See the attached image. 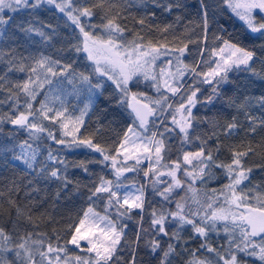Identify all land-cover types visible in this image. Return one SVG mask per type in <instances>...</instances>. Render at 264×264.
<instances>
[{
    "label": "trees",
    "instance_id": "16d2710c",
    "mask_svg": "<svg viewBox=\"0 0 264 264\" xmlns=\"http://www.w3.org/2000/svg\"><path fill=\"white\" fill-rule=\"evenodd\" d=\"M200 2L201 0H72L73 6L78 8L102 5L92 8L95 14L84 22L94 26L86 29L94 35L106 37L102 26L107 23V19L115 16L116 22L125 29L124 42L133 40L139 34L145 43L149 41L154 44L163 43L170 48L182 47L184 43H188L184 62L190 65L199 62L203 70L214 66L211 62L217 60V56L211 55V48L219 44L218 41H213V33L232 39L233 42L239 41L241 46L255 49L257 56L260 55L259 49L261 45H264V37L247 29L245 23L227 8L223 0H204V3L210 6L209 31L208 42L201 43L202 32L201 27L198 26ZM176 3L183 4L184 7H174L171 12L164 10L165 5ZM5 12L7 15H12L14 20L9 22L4 29V34L0 35V77H4L0 80V228L12 237L11 246L13 247L20 242L21 237H28L29 234H31L30 243L31 240L44 239L45 244L51 242L55 247L56 236L59 235V243L64 245V242L70 238L72 227L78 223L89 206L105 214V197L93 198L91 201L88 197L101 176L115 180L114 170L111 167V161L100 163L102 156L99 153L87 148L58 145L48 138L46 132L38 133L40 138L35 140L27 129L9 122L8 117H14L18 111L24 110L26 99L20 93L19 105L15 106V101L9 99V88L15 92L16 89L13 86L28 79L31 74L30 67L34 66V59L23 60L24 72L16 70L15 65L21 63V57L39 58L41 54L58 59L62 64H71L75 74L54 77L51 85L45 84L44 88L39 90L33 106L39 108L41 102H46L54 111H64V116L60 118L63 121L70 115H81V112L87 109L83 125L77 134L78 137L93 138L95 142L109 149L117 146L127 128L132 125L133 113L128 107L131 104V93H137V97L143 93L153 99L159 98L160 95L158 96L153 90L150 80L142 78L135 83H130L129 96L120 102L121 94L114 83L93 71V62L86 59L85 53L74 50L73 46L82 40L79 29L53 6L43 5L38 9H26L17 14L7 9ZM140 19L145 21L144 25L138 23ZM257 19L259 20L260 16H257ZM30 23H34L37 27L51 24L56 31L52 34L50 41H45L35 33L29 35L21 31V26L27 28ZM166 25H172V27L167 32H162ZM220 26H223L226 31L219 33L217 29ZM43 30L51 34L50 29L44 27ZM201 49H204L203 57L199 55ZM10 60H13V64H9ZM164 64L165 62H160L159 65L163 67ZM254 67L257 73H264V66L259 61ZM80 73L90 76L91 91H89V83L81 81ZM77 76L79 80L76 79ZM190 80L191 77H188L186 84ZM97 83L101 87H94ZM211 88L212 85H202L201 92L198 94L200 103L193 109L196 120L193 121V130H190L191 142H182L178 132L170 133L165 141L167 148L165 161L175 160L185 151L198 150L200 140H196L195 137L204 139L211 136L213 132H216L218 139H209L208 146L218 163L228 164L231 162L233 150L245 151L251 147L254 151L244 158V165L252 171L248 174L249 179L245 180L237 191L239 194L242 189L243 194L252 197L255 203L257 195L264 196V130L258 126L259 120L264 118V106H261L259 102V97L264 96V79L254 76L251 71L244 70L241 66V68H233L228 73V80L218 86V95H215L212 102L208 103L207 97L211 94ZM233 101L235 104L232 103ZM168 102L175 108L178 106L179 96H169ZM242 103L246 104L247 113L257 119L256 133L246 131L250 122L246 118L245 111L238 107ZM167 110L172 111V109ZM233 117L240 128L230 135L225 134L223 127ZM166 122L170 128L173 127L170 116ZM43 123L57 138L62 137V130L59 129L58 124L47 120ZM152 131H163V128L156 122L152 126ZM25 141L32 148L39 149L33 169L28 168L23 159H16L22 155L21 146H24L23 155L29 154ZM217 145H219V151H217ZM49 151L63 160L66 168L54 160H49ZM81 164L87 167V172L83 170ZM43 167H46L48 171L57 167L61 168L70 183L65 188L62 180L45 179L40 173ZM139 168L141 170L133 172L127 177V181L148 188L144 229L149 228V213L153 208L158 211L161 209L175 211L177 201H186V210L188 207L195 209L197 205L193 203L194 195L203 205L206 198L212 196L215 191L216 199L213 208L205 210L212 211L217 206L227 207L222 193L226 192L224 186L230 181L223 168H213L211 175L206 176L204 181L197 180L193 184L196 193L190 191L185 185L182 189H176L167 202L153 193L151 185L147 183L148 178L143 176L142 169L146 167L140 165ZM17 207L20 209L19 216ZM132 215V220L125 221L129 225L125 237L128 241L134 239L136 232L134 225L139 220L136 211ZM224 225L225 222H218L216 230L210 231L206 240L208 246L222 255H226L231 236L238 237V230L235 234L226 233ZM174 230L175 222L170 220L169 231ZM180 235L181 246L177 248L180 255L173 259L172 264H188V261L194 258L190 254L192 252H195V257L199 259L217 264L218 257L215 253H209L200 248L205 238L192 232L191 226H185ZM183 241H187L186 246L183 245ZM37 247L33 246L32 251L37 264H40V257L36 253ZM67 249L69 258L85 254L73 245H67ZM129 254L130 250L120 253L123 257L120 264H126ZM5 259L12 264H25L26 261L23 254L21 258L7 255ZM136 261L137 264H158L157 259L144 246L143 240L137 249ZM248 264H260V262L253 257L248 258Z\"/></svg>",
    "mask_w": 264,
    "mask_h": 264
},
{
    "label": "snow or ice",
    "instance_id": "6c2138e0",
    "mask_svg": "<svg viewBox=\"0 0 264 264\" xmlns=\"http://www.w3.org/2000/svg\"><path fill=\"white\" fill-rule=\"evenodd\" d=\"M227 8L231 10L240 20H242L247 29L252 33H257L264 37V0H223ZM43 5H51L63 13L73 25H75L82 36V40L74 45L76 52L86 54V59L93 62V71L100 76H105L111 80L116 89L121 94L123 102L130 94L129 84L134 78L142 76L144 80H150L152 86L158 93L161 89L166 90L172 96H179L178 106L173 108V104L168 102L169 97L161 93L158 99L147 97L145 94L131 93L133 103L129 104L133 113L132 125H130L123 137L119 140L117 146L113 149L102 146L90 137H78L80 127L83 125V117L87 109L81 112L71 129L61 117L64 111L53 110L46 102H41L39 108H34L33 102L39 95V90L53 83V78L57 76L67 77L75 74L71 64H62L58 59H52L50 56L41 54L39 58L21 57V63L15 65L16 70L25 71L24 59H34V66L30 67V75L23 83H17L9 88V99L15 101L18 107L20 93L25 96L24 110L18 111L14 117H8L10 123L25 128L31 136L38 140V133H47L48 138L56 144L67 146L69 148H87L102 156L100 163L104 164L111 161V167L114 170L115 180L100 177L99 182L91 190L88 199L105 197V214L95 211L89 206L83 212L82 218L75 224L70 233V238L59 243L60 237L56 236L57 243L55 247L51 242L45 244L44 239L31 240V234L28 237H21L20 242L11 246L12 237L7 234L3 228H0V264H12L5 259V256L11 255L21 258L22 254L26 258L25 264H37L32 251L33 246H38L36 253L40 257V264H120L123 257L121 252L130 250L129 259L126 264H137V249L143 240L144 246L150 251V254L157 259L158 264H172L174 258L180 255L177 251L181 246V231L185 226H191L192 232L197 236L205 238V242L200 244V248L209 253H215L218 257L217 264H248V258L255 257L260 264H264V196L257 195L255 203L253 198L243 194L239 186L247 179L251 168H246L244 158L254 150L249 147L245 151L233 150L231 162L228 164L218 163L214 158L213 151L208 146L209 139H218L216 132L211 136L201 139L200 146L196 151H185L182 156L175 160L165 161L167 152L166 139L173 132H178L182 142H191L190 130H193V109L200 100L198 94L201 92L202 85H212L211 94L207 97V102L211 103L215 95H218V86L228 80V73L233 68H241L251 71L254 76H260L264 79V73L255 71V63L264 66V45H261L257 56V50L241 46L239 41L233 42L232 39H226L223 35L213 33V41L219 44L211 48V55L218 56L219 59L212 61L214 66H209L203 70L199 62L186 64L184 62L185 53L188 52V43L182 47L170 48L163 43H145L143 37L136 35L131 40L124 42V28L116 22V17L107 19L103 24L106 37L94 35L87 28L94 27L84 23V18L90 19L95 13L92 8L102 5H92L90 7L78 8L73 6L72 0H0V35L4 34V29L14 20L12 15H7L5 10L17 14L26 9H38ZM184 7L183 4H168L164 10L171 12L173 8ZM209 5L201 0L198 15L200 17L199 25L201 27L200 42H208L209 31ZM153 15H155L153 13ZM260 16V19H257ZM140 25L145 21L140 19ZM51 30L45 32L43 28ZM172 25H166L161 31L167 32ZM21 31L44 38L45 41L52 39V34L56 28L51 25H42L37 27L34 23ZM217 31L223 33L226 29L220 26ZM191 42V41H189ZM204 49L200 50L199 55L203 57ZM173 56L175 60V70H172L173 60L165 61L167 68L155 70L156 61L161 56ZM14 60V58H13ZM13 60L9 64H13ZM12 70L11 68L9 69ZM43 77V78H42ZM191 77L190 82L186 84L185 78ZM82 82L90 85V76L80 73ZM4 77H0V80ZM94 87L99 88L97 83ZM261 106H264V96L259 97ZM235 104V101L232 102ZM238 107L245 111L249 127L246 130L250 133L257 131V119L247 113L246 104L242 103ZM172 109L171 112H166ZM66 111V110H65ZM171 117L173 127L167 124L168 117ZM179 117V118H178ZM152 118H156L153 121ZM51 121L58 124L62 130V137L49 130L43 121ZM156 122L163 128V131H151L149 133V124ZM258 126L264 130V118L259 120ZM240 125L235 117L232 118L223 127L225 134H232L238 131ZM71 139H68V138ZM29 150L28 155L16 157L23 159L28 168L33 169L37 162L39 154L38 148H32L27 141L24 142ZM219 151V145H217ZM48 159L56 161L57 164L66 168L65 162L53 155L52 151L48 152ZM144 160L148 161L145 169H142L143 176L148 178L147 183L151 185L153 193L160 196L164 201H169L176 189L187 188L196 193L193 184L199 180L204 181L206 176L211 175L213 168L225 169L226 176L229 178V184L225 185L226 192L224 206H217L212 211L213 203L216 199L215 191L212 196H208L202 205L200 200L194 195L193 203L197 205L195 209L188 207L186 210V201L176 202L175 211L157 210L155 208L149 213V228H143L144 210L146 203V192L143 185L136 188L134 192H124L121 194L120 189L125 187L121 183V177L127 172H137L141 170L139 166ZM128 161L133 163L129 165ZM85 172L87 167L81 164ZM40 173L45 179L54 178L62 180L66 188L68 183L67 176L62 173L61 168L57 167L48 171L46 167L40 169ZM182 174V175H181ZM168 177L169 179H164ZM163 185V187H158ZM183 200V198H182ZM211 201V202H209ZM139 215V220L135 222V237L128 241L126 233L129 225L126 220L133 219V212ZM203 212V215H201ZM17 215H20V209L17 207ZM30 220L31 217L29 216ZM175 222V230L169 231V221ZM225 222L224 231L235 234L238 230V237L232 235L229 239V248L226 255H222L216 249L207 245L206 240L210 231H215L218 222ZM151 237L147 239L146 237ZM167 238V239H164ZM123 241V243H122ZM83 242V246H82ZM187 241H183L186 246ZM67 245H73L81 249L85 254L69 258ZM63 254V255H61ZM194 258L188 261V264H211L210 261L202 260L195 257V252L190 253Z\"/></svg>",
    "mask_w": 264,
    "mask_h": 264
},
{
    "label": "rangeland",
    "instance_id": "374dc122",
    "mask_svg": "<svg viewBox=\"0 0 264 264\" xmlns=\"http://www.w3.org/2000/svg\"><path fill=\"white\" fill-rule=\"evenodd\" d=\"M88 21V18H84V22H87ZM217 59H219V57L217 56ZM161 60H163V61H161ZM167 60H173V65H172V70L174 71L175 70V60H174V57L173 56H171V55H169V56H161L157 61H156V66H155V70L156 71H158L160 68H162V66H160L159 64H160V62L162 63V62H165V61H167ZM164 68H167V65L166 64H164V66H163ZM243 67V66H242ZM102 78H104V79H106V80H108V81H110V82H112L111 80H109L107 77H105V76H101ZM143 77L142 76H139V77H136V78H134L133 79V81H131L130 83H135V82H137L138 81V79H142ZM76 79H78L79 80V77L77 76L76 77ZM187 80H188V77H186L185 78V81L187 82ZM113 83V82H112ZM130 85V84H129ZM102 89V88H101ZM153 90L156 92V94H158V96L159 95H161V93H163L164 95H167L168 97L169 96H172L170 93H167L166 92V90H164V89H161V93H158L157 91H156V88L155 87H153ZM147 97H149V96H147ZM174 97V96H173ZM138 99L140 98V97H137ZM152 98V97H151ZM130 99H131V95H130ZM154 99H158V98H154ZM132 100V99H131ZM177 107V106H176ZM166 112H168V110H166ZM78 117H80V115H78V116H72V115H70L69 117H67L66 119H65V123H67L68 124V128L69 129H71L72 127H73V125H74V123L76 122V120H77V118ZM84 117H85V115H84ZM83 117V121H84V118ZM179 118V117H178ZM156 120V118H153V121H155ZM158 123V122H157ZM152 126H153V123H150V125H149V133L152 131ZM69 139H71L70 137H69ZM29 151V150H28ZM128 163H129V165H131L133 162L132 161H128ZM141 165H144L145 167H147V165H148V161L147 160H144L143 162H142V164ZM133 172H127V173H124V175L121 177V183L123 184V185H125V187H123V188H121L120 189V191H121V194H123L124 192H134L135 190H136V188L137 187H139L140 185L139 184H137V183H135V182H129V181H127V177H129L131 174H132ZM164 179H169L168 177H164ZM163 187V185H159L158 187ZM147 190H148V188L147 187H145V192H146V198H147V195H148V192H147ZM101 215H103V214H101ZM223 222V221H222ZM82 246H83V242H82ZM79 250H81V249H79ZM82 251V250H81Z\"/></svg>",
    "mask_w": 264,
    "mask_h": 264
},
{
    "label": "water",
    "instance_id": "95a60500",
    "mask_svg": "<svg viewBox=\"0 0 264 264\" xmlns=\"http://www.w3.org/2000/svg\"><path fill=\"white\" fill-rule=\"evenodd\" d=\"M130 103H133V101L131 100V102ZM153 119V118H152ZM150 125V124H149Z\"/></svg>",
    "mask_w": 264,
    "mask_h": 264
}]
</instances>
